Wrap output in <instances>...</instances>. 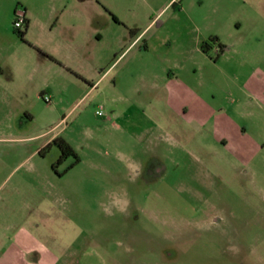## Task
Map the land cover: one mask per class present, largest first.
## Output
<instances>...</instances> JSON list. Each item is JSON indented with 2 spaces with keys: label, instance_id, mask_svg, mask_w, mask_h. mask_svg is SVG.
I'll use <instances>...</instances> for the list:
<instances>
[{
  "label": "rangeland",
  "instance_id": "1",
  "mask_svg": "<svg viewBox=\"0 0 264 264\" xmlns=\"http://www.w3.org/2000/svg\"><path fill=\"white\" fill-rule=\"evenodd\" d=\"M181 1L175 11L167 0H93L103 40L77 63L102 78L87 94V82L52 71L53 96L42 81L50 1L0 0V184L14 176L0 197L24 188L31 234L8 242L0 229V264H24L13 243L34 248L32 264H264V114L246 113L252 103L238 87L264 69V0ZM19 10L38 21L17 30ZM155 18L164 25L146 36L149 48L122 55L120 34ZM218 34L230 52L204 55L199 43ZM169 78L227 110L255 142L247 155L213 116L175 111ZM51 138L71 154L59 161L56 145L45 149Z\"/></svg>",
  "mask_w": 264,
  "mask_h": 264
},
{
  "label": "crops",
  "instance_id": "2",
  "mask_svg": "<svg viewBox=\"0 0 264 264\" xmlns=\"http://www.w3.org/2000/svg\"><path fill=\"white\" fill-rule=\"evenodd\" d=\"M48 1H50L48 5L49 9L42 11V34L44 36L48 35L47 38H45V41L42 42V55L46 59V62L42 64V81L46 83L45 86L48 88V92L53 96H57L58 93L53 88L54 85H52L54 79L50 75L51 72L53 71L55 76H60L64 73L71 76L75 75L74 77L77 79H81L89 84L90 89L87 92L88 94L102 78L100 77L96 82L88 79L85 77L84 73H79V65L77 63L80 55H85L87 48L90 45L95 42L100 43L103 40V34L99 29L102 28V25H99L96 29L94 26V16L91 14L93 13V0ZM140 1L149 2L150 0ZM170 4L171 8L175 11L183 10V1L181 0H167L165 7H168ZM256 5L259 7L264 6L259 2ZM106 7L111 10L107 4ZM114 17L117 22H119L118 17L116 15ZM37 18H39L38 15H32L31 17L26 13V20L28 21L27 29H29L35 21H38L36 20ZM80 23L84 25V28L82 29L83 39L81 42L78 39L80 33ZM98 24H100V22H98ZM104 24H106L109 28L108 23ZM163 25L164 24L160 21V19L156 20L155 18L142 31L134 29L133 27L126 28L124 33L120 34L118 37L117 42V44L123 46L122 55L129 50L135 49L136 47H138V49L144 48L147 50L149 45L146 40V36L154 28L159 29L162 28ZM238 28H240V25H238ZM131 31L134 33H131ZM153 38L154 41H157L156 44L163 47L161 45L164 40L163 38H159L157 34H154ZM212 39L218 40L215 43V47H212L209 53H204L201 50L202 44L210 42ZM199 44L200 50L204 55H209L212 50L215 48L217 49L219 44L225 47V45L221 42L219 34L217 36H210ZM228 52H230V49L225 47L221 56L223 57ZM89 61L92 64H95V59L93 57H90ZM166 69L169 70V67H166ZM238 87L242 95H244L245 98L252 103L250 106L245 107L247 108L246 113L248 115L254 114L253 110L255 107L257 112H263L264 114V69H261L260 67L254 68L250 71L247 77L243 79L242 85H238ZM165 89L167 91V96L170 98L169 100L171 102V106H173L175 111L179 113L191 112L198 114L199 117L204 120H208L213 116L217 119V127L220 129L223 128L227 135H229L230 146L237 152H240L242 156L247 155L250 147L253 146L255 142L247 136L246 132H244V128L242 130L239 129V126L233 121L232 117L228 115L227 110L224 111L223 107L216 110L206 97L193 92L191 88L182 82L172 81L171 78L168 79ZM54 139L56 138H51L47 142V145ZM11 175L12 174L5 176L4 180L0 184V189L5 185V183H9L11 179L14 178V176ZM19 183H21V181ZM21 188L24 190L23 187H15V189L12 188L9 195L6 197H0V219L3 221L0 225V229L8 234V242H30L31 238V234H29V200L25 198L24 193H20ZM16 198L18 199V204L15 210ZM12 246L13 255H16V260H18L19 263L22 262L24 264H32L31 260L27 259V257H30V254H33L35 250L29 243L23 244L24 248H21L16 243H13ZM40 258L41 257H39V260Z\"/></svg>",
  "mask_w": 264,
  "mask_h": 264
},
{
  "label": "trees",
  "instance_id": "3",
  "mask_svg": "<svg viewBox=\"0 0 264 264\" xmlns=\"http://www.w3.org/2000/svg\"><path fill=\"white\" fill-rule=\"evenodd\" d=\"M112 18L114 19V21L117 22L116 18L112 15ZM27 24H28V21L26 20L25 22V28L27 29ZM21 36H23L25 33L24 32H20V31H17ZM131 33H134L133 31H131ZM218 40L217 39H212L210 42H205L204 44H202L201 46V50L204 52V53H209L210 49H212V47H215V43L217 42ZM224 49L225 47L222 46V45H218L217 46V51L219 52V54H222L224 52ZM51 145H56L60 150H61V156H60V160L64 159L68 154H71V149L70 147L68 146V144L60 139V138H56L54 139L51 143H49L45 149L49 148Z\"/></svg>",
  "mask_w": 264,
  "mask_h": 264
},
{
  "label": "built area",
  "instance_id": "4",
  "mask_svg": "<svg viewBox=\"0 0 264 264\" xmlns=\"http://www.w3.org/2000/svg\"><path fill=\"white\" fill-rule=\"evenodd\" d=\"M26 14L24 10L15 11V22L14 27L17 30H22L25 27ZM45 102H51L50 96H42ZM98 116H102V111H97Z\"/></svg>",
  "mask_w": 264,
  "mask_h": 264
},
{
  "label": "flooded vegetation",
  "instance_id": "5",
  "mask_svg": "<svg viewBox=\"0 0 264 264\" xmlns=\"http://www.w3.org/2000/svg\"><path fill=\"white\" fill-rule=\"evenodd\" d=\"M211 223H215L216 224L217 223V220L211 221Z\"/></svg>",
  "mask_w": 264,
  "mask_h": 264
}]
</instances>
